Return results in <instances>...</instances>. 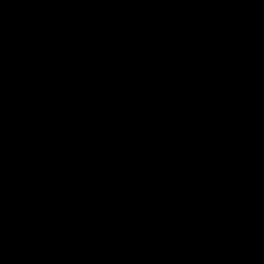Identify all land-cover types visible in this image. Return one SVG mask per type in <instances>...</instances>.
Segmentation results:
<instances>
[{"label": "water", "instance_id": "95a60500", "mask_svg": "<svg viewBox=\"0 0 264 264\" xmlns=\"http://www.w3.org/2000/svg\"><path fill=\"white\" fill-rule=\"evenodd\" d=\"M187 85L213 264H264V0H164Z\"/></svg>", "mask_w": 264, "mask_h": 264}]
</instances>
